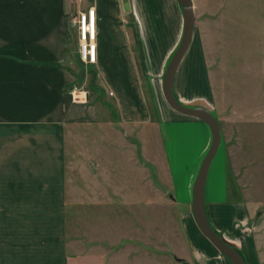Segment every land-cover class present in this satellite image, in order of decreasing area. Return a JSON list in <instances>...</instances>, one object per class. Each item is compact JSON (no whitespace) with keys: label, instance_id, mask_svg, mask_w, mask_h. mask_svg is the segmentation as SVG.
I'll return each mask as SVG.
<instances>
[{"label":"crops","instance_id":"0c3cea01","mask_svg":"<svg viewBox=\"0 0 264 264\" xmlns=\"http://www.w3.org/2000/svg\"><path fill=\"white\" fill-rule=\"evenodd\" d=\"M86 1L81 7L74 0H0V264H231L201 233L191 209L209 128L173 110L162 94L182 34L181 6ZM91 6L95 59L85 63L101 81L96 100L74 84L69 66L76 14ZM173 92L216 116L194 32ZM158 121L171 123L182 147L195 149L170 158L163 149L161 160L146 157L145 165L136 158L130 164L136 180L120 184L126 172L116 154L125 153L126 131L146 134ZM133 138L131 144L147 145ZM212 161L204 187L210 226L245 264H264L263 203L229 187L227 160L211 170Z\"/></svg>","mask_w":264,"mask_h":264},{"label":"rangeland","instance_id":"374dc122","mask_svg":"<svg viewBox=\"0 0 264 264\" xmlns=\"http://www.w3.org/2000/svg\"><path fill=\"white\" fill-rule=\"evenodd\" d=\"M192 1L194 37L202 44L213 96L212 108L222 136L211 170L217 164L224 168L227 160L229 187L241 192L243 197L263 203L264 209V0ZM74 3L82 7L87 1L74 0ZM73 47L69 66L77 74L74 84L96 100L95 93L102 88L99 76L81 60L77 36ZM171 125L158 121L146 134L142 129L136 136L126 131L123 156L110 151L120 157V169L126 172L120 184L128 187L136 180L137 176L131 177L130 173V164L137 162L136 158L143 164L146 157L161 160L163 149L169 158L195 149L194 145L182 147L183 142L175 136L179 132L169 131ZM133 137L147 140V145L131 144ZM110 181L114 186L117 179Z\"/></svg>","mask_w":264,"mask_h":264},{"label":"water","instance_id":"95a60500","mask_svg":"<svg viewBox=\"0 0 264 264\" xmlns=\"http://www.w3.org/2000/svg\"><path fill=\"white\" fill-rule=\"evenodd\" d=\"M125 6L128 7L126 0ZM182 10V34L177 47L171 55L162 77V94L167 104L175 111L203 121L210 131V143L204 153L191 186V209L201 233L222 253L231 264H245L240 252L227 243L209 224L204 207V187L210 163L221 143V130L217 117L205 107L181 103L173 92V79L176 69L185 54L193 36L195 15L192 0H176ZM183 264H188L182 260Z\"/></svg>","mask_w":264,"mask_h":264},{"label":"built area","instance_id":"2783aa9c","mask_svg":"<svg viewBox=\"0 0 264 264\" xmlns=\"http://www.w3.org/2000/svg\"><path fill=\"white\" fill-rule=\"evenodd\" d=\"M95 8L78 11L75 17L77 26L78 52L83 62L95 59Z\"/></svg>","mask_w":264,"mask_h":264}]
</instances>
